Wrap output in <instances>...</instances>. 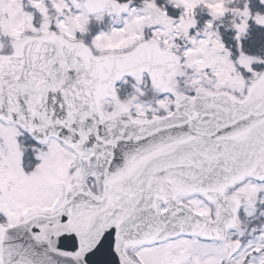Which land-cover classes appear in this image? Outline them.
I'll return each mask as SVG.
<instances>
[{
  "label": "snow or ice",
  "instance_id": "1",
  "mask_svg": "<svg viewBox=\"0 0 264 264\" xmlns=\"http://www.w3.org/2000/svg\"><path fill=\"white\" fill-rule=\"evenodd\" d=\"M0 264H264V0H0Z\"/></svg>",
  "mask_w": 264,
  "mask_h": 264
}]
</instances>
